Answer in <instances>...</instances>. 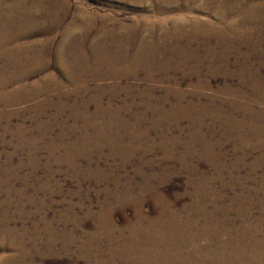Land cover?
<instances>
[{"label":"rangeland","instance_id":"rangeland-1","mask_svg":"<svg viewBox=\"0 0 264 264\" xmlns=\"http://www.w3.org/2000/svg\"><path fill=\"white\" fill-rule=\"evenodd\" d=\"M69 3L55 29L47 14L24 29L39 57L12 65L0 54V83L9 82L0 90V264H137L175 253L174 242L181 258L197 262L186 231L168 237L148 227L168 217L200 233L199 255H210L209 264L224 252L249 256L264 239V118L241 107L260 111L261 103L232 92H254L262 62L264 95V19L261 44L254 33L257 40L246 36L225 53L226 39L190 30L193 17L219 21L200 5ZM85 20L93 28L67 34ZM123 26L138 27L125 62L111 34ZM97 45L116 51L120 64H97ZM71 47L85 50L88 69L70 67Z\"/></svg>","mask_w":264,"mask_h":264},{"label":"bare ground","instance_id":"bare-ground-1","mask_svg":"<svg viewBox=\"0 0 264 264\" xmlns=\"http://www.w3.org/2000/svg\"><path fill=\"white\" fill-rule=\"evenodd\" d=\"M28 1L29 0H9V1L0 0V54L3 55L6 54L12 65H19V63H21L23 60L28 59L30 57H39L41 54L40 51H37L35 49L37 47L35 43H30L28 41L26 42L25 38L28 35V33L24 29L28 25H31L32 23L36 22L39 16H41V14L48 15L52 23L51 29H55L60 25L62 19L68 13V8L70 4L69 3L70 0H32L31 5H28ZM155 1L157 2L159 8H165V7L167 8V6H169L173 11H176V9L178 8L179 1H184L188 11H191L192 9H194V7L200 5V7L203 10H207L210 11L211 13L212 12L215 13L218 16L217 17L219 19L218 22H212V21L200 22L198 18L192 16L193 18L192 19L190 18L191 19L190 30L201 33L203 38L204 37L209 38L211 33L214 32L218 35V38L226 39L228 45L227 46L225 45L226 46V49L224 51L225 53L230 49V47H233L235 45L237 46L245 42L244 38L246 36L250 35L248 37L250 42H254V40H257V38H253L252 36V34L254 33L259 36L258 42L259 43L262 42L261 41L262 30L260 24L261 21L264 19V3H262L261 1L260 2H256L255 0H155ZM48 2H52V4L48 5ZM229 16H232V19L226 21L227 20L226 18L227 17L229 18ZM180 17L184 18V16H179V18ZM91 22L90 20H85L83 23L77 25L75 29L73 28L72 30V28H70L67 34L78 35L79 32H83L84 29H91L93 28V24ZM160 22H162L161 23L162 25H165L166 20L162 18ZM183 28L184 25L182 24L180 26V29L182 30ZM180 29L177 28V30L179 31ZM137 30H138L137 26L136 27L123 26L120 29L115 30L114 32L109 31L111 32V34L112 33L116 34V36H118V39L121 41L120 42L121 48L118 51L120 52V57L122 61L127 59L128 45H131V42L127 40L128 39L127 37L129 36L130 32L134 34V37L132 39V41L134 42L135 37L137 36L135 31ZM106 31L108 32V30ZM165 35H169V31H166ZM81 44L83 43L81 42ZM99 48L100 46L97 49L93 48V51L96 50V52L94 53V57H95L94 59L97 64H99L100 62L102 63L104 60H106V58H111V57H112L110 60L111 66L116 67L120 64L119 63L120 60L119 59L117 60L115 57L116 51L108 50V51L100 52L98 51ZM146 52H148V47L145 46L140 50V55L141 54L143 55V53ZM68 54L70 55V58H72V61L70 62L72 63L70 65V67H73L72 69H75L76 71L80 72L83 69H88L90 67V62H89L90 60L85 50L83 51L81 50V52H79L75 47H71L68 49ZM210 54H212L214 60L219 59L225 65L229 62L228 61L229 57L225 55H220V54L216 55L215 51L213 50L210 51ZM262 65H263L262 62L257 63L256 71L253 73V80L255 86L254 92L248 94L240 89L233 90L232 92V94L235 95L239 100H249V101L253 100L255 102L261 103L262 107L260 111H254V108L250 103L247 104V106H241L243 109H247L248 111L251 112L253 111L255 117L259 119L264 118V95L257 92L261 81L258 72H259V67ZM7 83L9 84L8 80L4 79L2 83H0V90L4 89L7 86ZM1 96L6 97L7 95L4 96V93H2ZM182 224L183 223L180 224L178 218L176 219L175 217H168L166 219L162 218L155 222H151L148 225V227L150 229L155 228L156 230H165V231L167 230L169 232L167 235L168 237H173L176 234L182 235L183 233H185L184 231H186V235L190 237L191 240L188 245V247L190 248L188 249L189 255L198 257L199 260L197 262L195 263L191 262L189 256L185 258H181L180 251L182 246L178 245L177 242H174L172 243V246L170 248L171 250H175L176 251L175 253L170 254L165 251V253H167L165 256H159L158 252L157 253L155 252L153 254H148V259L146 261H142L138 259L137 264H179L180 262H182L183 264H209V261L211 260L210 255L208 254H205L204 256L199 255L200 248L197 239H199L200 233H198L195 229H189L190 227L184 228V226L182 227ZM148 227H146V229L149 230ZM149 239H152L157 243H161V241L158 242L159 240L154 238L153 235L150 236ZM259 243L258 245L252 248V252L249 256H246V253H244L245 251L243 252L242 250L240 251V253L235 254L234 256H232L231 254L228 255V253L224 252L222 255H217L215 264H225L226 262L225 260L229 256L231 259H234L235 257L238 258L236 260L234 259L235 260L233 262L234 264H264V239L260 240ZM165 244L169 245L168 243H164L162 245L165 246ZM137 246L141 248L140 245L137 244ZM134 254H135V249L134 250L126 249L127 256L135 257Z\"/></svg>","mask_w":264,"mask_h":264}]
</instances>
